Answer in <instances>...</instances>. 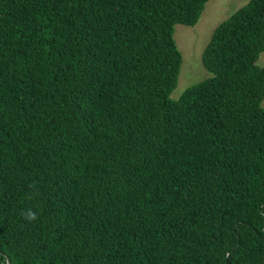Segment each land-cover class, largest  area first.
Masks as SVG:
<instances>
[{
	"label": "trees",
	"instance_id": "1",
	"mask_svg": "<svg viewBox=\"0 0 264 264\" xmlns=\"http://www.w3.org/2000/svg\"><path fill=\"white\" fill-rule=\"evenodd\" d=\"M207 2L0 0V264H264V0L173 99Z\"/></svg>",
	"mask_w": 264,
	"mask_h": 264
},
{
	"label": "rangeland",
	"instance_id": "2",
	"mask_svg": "<svg viewBox=\"0 0 264 264\" xmlns=\"http://www.w3.org/2000/svg\"><path fill=\"white\" fill-rule=\"evenodd\" d=\"M249 0H208L205 10L197 24L175 25V40L183 55L179 82L171 97L178 99L190 86L210 77L202 60L203 51L210 41L216 26L228 18ZM258 64L264 67V52L259 56ZM264 106V99H263Z\"/></svg>",
	"mask_w": 264,
	"mask_h": 264
},
{
	"label": "clouds",
	"instance_id": "3",
	"mask_svg": "<svg viewBox=\"0 0 264 264\" xmlns=\"http://www.w3.org/2000/svg\"><path fill=\"white\" fill-rule=\"evenodd\" d=\"M28 216H29V218H31V217H32V213H31V212H29V213H28Z\"/></svg>",
	"mask_w": 264,
	"mask_h": 264
}]
</instances>
